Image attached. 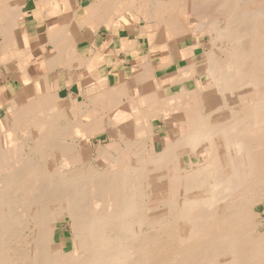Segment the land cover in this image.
I'll return each instance as SVG.
<instances>
[{"label": "bare ground", "instance_id": "6f19581e", "mask_svg": "<svg viewBox=\"0 0 264 264\" xmlns=\"http://www.w3.org/2000/svg\"><path fill=\"white\" fill-rule=\"evenodd\" d=\"M5 2L0 64L24 75L15 96L0 93V264H264V0L46 4L58 60L28 84L19 9ZM136 25L148 44L131 78L60 98L86 29H107V55H131ZM160 45L171 63L156 69ZM64 219L68 246L55 237Z\"/></svg>", "mask_w": 264, "mask_h": 264}, {"label": "crops", "instance_id": "0c3cea01", "mask_svg": "<svg viewBox=\"0 0 264 264\" xmlns=\"http://www.w3.org/2000/svg\"><path fill=\"white\" fill-rule=\"evenodd\" d=\"M1 1L2 0H0V2ZM90 1L92 0H6L5 3H2L3 5L7 3V6L4 9H6L5 11H10V13L12 12V14H14V11H11L13 8H16L15 10L19 9L18 11H15V16L17 15L15 18L17 21L13 25V43H16L14 45L15 50H21L16 51L26 54L25 84L50 75L51 68L54 67L53 65L58 60V57L53 60V54L55 52H59V50H56L53 43H50V39L48 40V36L50 37L49 29H51V25L46 9L44 10L45 5L49 4L50 7L54 6L51 11L52 13H60L64 11L65 4H68L73 10H76ZM102 30H105V33L107 34L105 35V38H102L100 35ZM84 36L86 40L79 43L76 51L80 55L81 61L77 58V60L72 64V69L69 72L70 76L78 78L70 87V93L73 94V92H75L80 95L83 94L85 92L84 82L98 83L103 78H107L111 81V77L113 76L116 77V80L126 79L131 78L135 74L134 70L136 67V61H134L133 58L138 56L133 57L130 60H127V58L142 50L140 40L137 45L138 48L132 51L131 55L125 52L117 55H107L104 50L109 42V32L105 27H101L96 32L86 29L84 31ZM83 44L89 45L86 52H82L80 49ZM115 56L118 57L116 61H114ZM120 56H123V58H119ZM109 57L113 59L111 65L109 64ZM18 64H20V62L17 60L10 65L0 64V69L2 70L0 74V93H2L6 98H12L15 96L18 88L21 87V75L14 69V67L18 66ZM121 66H125V69L120 70ZM58 72L61 73L65 71L63 68H59ZM62 90H65V88ZM0 105L3 106L2 103H0Z\"/></svg>", "mask_w": 264, "mask_h": 264}, {"label": "rangeland", "instance_id": "374dc122", "mask_svg": "<svg viewBox=\"0 0 264 264\" xmlns=\"http://www.w3.org/2000/svg\"><path fill=\"white\" fill-rule=\"evenodd\" d=\"M120 29H122V27H120ZM100 35H101L102 38H105V35H107V34L105 33V30H102L101 33H100ZM115 35L117 36L118 34L115 33ZM128 35L129 36L140 35L139 34V25H136L135 30L133 32H130ZM140 36H141L140 37V42L143 41V39L145 41V42L143 41V42L140 43L141 46H142V50L140 52L134 53L131 57H128L127 60H130L131 58L136 57V56H141L142 54H144V53L147 52V44L148 43H147L146 35H142L141 34ZM88 48H89V45L88 44H83L80 47V49H81L82 52H86ZM151 53H152L153 60L155 62L154 63V67L156 69H161V68H163V67H165V66H167V65H169L171 63L169 49L166 46H163V45L157 46V47H155V48L152 49ZM119 58H123V56H120ZM117 59H118V57L115 56L114 57V61H116ZM196 59L197 60H201V58H199V57L196 58ZM112 61H113V59L111 57H109V64L110 65L112 64ZM123 69H125V66H121L120 70H123ZM19 73L21 75V80H22L23 79L24 72L23 73L19 72ZM111 78H112V82L113 81L114 82L116 81V77L115 76H113ZM168 83L169 82L164 79V80H160L158 85H160L161 87L167 88L168 85H169ZM92 90L89 88L86 93H83L82 94L83 96H81V97L86 99L88 97V95H91L92 93H94L93 92L94 90L93 91ZM71 94L72 93H70V88H65V90L59 91L60 98L69 97V96H71ZM3 98H4L5 101L8 100V98H6L4 96H3ZM0 113H1L0 114L1 115L0 118L4 117L5 110H4V107L2 105H0ZM134 115H135V119L137 120V122H140L142 120V114H141L140 111H135V114ZM153 128L156 131H160L161 134H162V138H164L166 140V141L163 140V141H165L164 142V146H167L166 144L169 145L170 144L169 143L170 140H168V139L165 138V136H166V127L163 124V122H160V123L157 122L156 125L153 126ZM103 135H104V133L103 134L102 133L97 134L96 137L93 140V143L94 144H99L97 140H99ZM159 138H160V136H157L156 137L157 145H159L160 140H161V138L160 139ZM108 142L109 141L106 140V141H103L101 143L103 145H106V144H108ZM84 149H86V150L83 151V156H84V158L86 160H88V159L91 158L90 152L95 150V146L93 145L92 147L89 148V145L87 144L84 147ZM256 210H257V213H256L257 216L263 215V217H264V204H261V205L257 206ZM55 223H56L55 224V228L60 227L59 229L56 230V236H55L56 237V241H59V242L65 244V245L69 244V243L66 242V240H68L71 237L70 236L71 230H70L69 220L68 219H64L63 220V224H61L62 226L59 223H57V222H55ZM262 229L264 230V227H262ZM57 235H58V237H57Z\"/></svg>", "mask_w": 264, "mask_h": 264}]
</instances>
